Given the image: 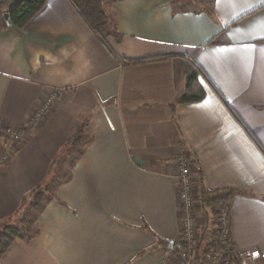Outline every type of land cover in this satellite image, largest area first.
<instances>
[{
  "label": "crops",
  "instance_id": "1",
  "mask_svg": "<svg viewBox=\"0 0 264 264\" xmlns=\"http://www.w3.org/2000/svg\"><path fill=\"white\" fill-rule=\"evenodd\" d=\"M101 1L114 53L70 0H47L23 29L4 17L14 0L1 3L0 229L18 226L51 174L64 181L0 264H181L184 152L197 201L202 187L232 191L230 240L260 255L243 264H264V0ZM171 54L198 65L203 100L177 103L172 58L125 61ZM55 92L15 148L5 130ZM84 125L70 170L63 150Z\"/></svg>",
  "mask_w": 264,
  "mask_h": 264
},
{
  "label": "trees",
  "instance_id": "2",
  "mask_svg": "<svg viewBox=\"0 0 264 264\" xmlns=\"http://www.w3.org/2000/svg\"><path fill=\"white\" fill-rule=\"evenodd\" d=\"M4 0H0V14L2 13L1 3ZM74 7L79 11L85 21L88 23L93 32L100 38V40L110 49L112 53H114L113 49L108 43V39L110 37L118 38V34L113 29L106 13L102 7L101 0H70ZM202 1V0H201ZM47 0H14V3L9 8L8 13L10 15V19L12 24L17 29H23L45 6ZM187 4L191 3V0L186 1ZM172 58L175 63V79L176 86L179 87L182 82H185V88L183 92L179 95L177 99V103H193L199 102L206 97V91L203 86L200 84L198 80V76L201 73L198 65L188 60L185 56L178 54L171 55H163L159 57H145L138 59H126V64H139L155 59H166ZM90 138L87 133L86 126L84 125L80 131L76 134L74 139L68 143L63 150V158L69 160V169L71 170L76 161L84 154L87 143ZM184 158L191 159L190 154L184 152L182 154ZM69 176V175H68ZM59 177V174L54 172L51 174L50 178L45 182L44 185L33 190L27 199L24 217L27 215V209L31 207V209H38L37 215L43 205L49 201L51 198L53 199V195L57 187L63 182ZM232 191L225 192L223 195V202L229 205V199ZM217 194L211 191L205 190L204 187L201 188L198 202L200 203V208H194L198 210H209L213 215L217 214V206H218V197ZM214 205V207H212ZM217 205V206H216ZM29 215V214H28ZM25 219V218H24ZM28 223L32 224V220L28 217ZM27 223L24 222V225L21 227L6 225L0 229V256L6 251L9 245L16 237H25L31 239L33 235L36 233L28 229V232H24L23 227H25ZM207 224L203 227L199 239L194 242L192 246L193 258L194 261L198 264H204L202 262V258L210 251L212 247L217 248H226L227 246H222L221 244H217L215 239H209V226ZM227 245H233L230 241ZM176 252L178 255L181 250L186 247V244L183 242L175 243ZM180 257V256H179ZM260 258V255L257 259ZM232 264H243V254L236 253L231 254Z\"/></svg>",
  "mask_w": 264,
  "mask_h": 264
},
{
  "label": "built area",
  "instance_id": "3",
  "mask_svg": "<svg viewBox=\"0 0 264 264\" xmlns=\"http://www.w3.org/2000/svg\"><path fill=\"white\" fill-rule=\"evenodd\" d=\"M58 93H53L49 96L35 113L29 118L27 124L21 129H6L5 134L13 141L15 148L20 147L27 139L30 128L33 127L37 121L43 117L45 112L57 99ZM179 170L176 175V180L179 187V194L181 199V213H182V240L186 247L183 248L179 254L181 264H198L194 261L192 246L197 240L196 233V219L194 214L196 196L192 187V173L190 170V160L180 156L177 160ZM229 206L223 201L219 202V215L216 218L217 223V237L215 242L226 248L212 247L210 251L202 258L204 264H232L231 254L236 253L233 245H227L230 240V225L228 220ZM258 255L255 251H248L243 254V259L248 262H254Z\"/></svg>",
  "mask_w": 264,
  "mask_h": 264
},
{
  "label": "rangeland",
  "instance_id": "4",
  "mask_svg": "<svg viewBox=\"0 0 264 264\" xmlns=\"http://www.w3.org/2000/svg\"><path fill=\"white\" fill-rule=\"evenodd\" d=\"M218 197V206H217V214L213 215L211 212V209L209 208V210H198L194 211L195 214V219H196V233L198 235V239L200 238L199 236L202 235L201 232L203 230V227L207 224H210L209 226V239H215L217 237V227H216V223H217V217L219 215V202L223 201V195H216ZM212 207H214V205H212ZM195 208H200V203L197 201V199H195ZM38 209H31V207H29L27 209L28 213L25 217H22V219H19V221L17 222L18 226L22 228V226L24 225V222H26L27 224L25 225V227H23L24 232H28V229L31 228V230H34V226L32 224L28 223V217L29 219L32 220V217L35 216V214L37 213ZM29 214V215H28ZM25 218V219H24Z\"/></svg>",
  "mask_w": 264,
  "mask_h": 264
},
{
  "label": "water",
  "instance_id": "5",
  "mask_svg": "<svg viewBox=\"0 0 264 264\" xmlns=\"http://www.w3.org/2000/svg\"><path fill=\"white\" fill-rule=\"evenodd\" d=\"M5 19H6V22H7V24L9 25V26H12L13 24H12V21H11V19H10V15L9 14H5Z\"/></svg>",
  "mask_w": 264,
  "mask_h": 264
}]
</instances>
